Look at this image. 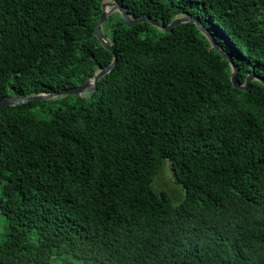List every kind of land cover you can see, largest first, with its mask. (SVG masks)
Here are the masks:
<instances>
[{
	"label": "trees",
	"instance_id": "obj_1",
	"mask_svg": "<svg viewBox=\"0 0 264 264\" xmlns=\"http://www.w3.org/2000/svg\"><path fill=\"white\" fill-rule=\"evenodd\" d=\"M106 1L205 30L113 10L94 91L0 106V264H264V0H0V98L108 66Z\"/></svg>",
	"mask_w": 264,
	"mask_h": 264
},
{
	"label": "water",
	"instance_id": "obj_2",
	"mask_svg": "<svg viewBox=\"0 0 264 264\" xmlns=\"http://www.w3.org/2000/svg\"><path fill=\"white\" fill-rule=\"evenodd\" d=\"M116 9H118L123 14V16L125 18V22L129 26H131L135 22L149 21V22H151L157 26H160L161 28H163L166 31H170L175 24L180 23V22H184L187 20H194L195 22H197L198 25L200 24L198 19H196L192 16L179 17L167 25L165 24V22L163 20L153 19L150 16H142V17L134 19V18H131L128 15L125 8L120 6L118 3L105 2L103 4V10H102L101 16L96 23V34H97L99 40L101 41L102 45L105 46L107 49L111 50L114 54V60L108 66L101 69L93 77H90L89 79H87L86 81H84L82 84H80L78 86H73L71 88L58 90V91H52V92H48V93H40V94H36V95H31V96H5L3 98H0V106L15 105V104H19V103L28 102L30 100L47 99V98L52 97L53 95H58V94H81L83 92L94 91L96 88V84H97L99 77H101L102 75L109 72L115 66V64L117 62V54L114 51V47L104 38L102 31H101V24L105 20L106 16L111 11L116 10ZM199 26L202 30H205L204 27H201V25H199ZM215 46L217 47V44H215ZM236 73H237V68L234 66V70L232 73V81H233L234 85L239 87V88L246 89L248 87L249 81L252 78H254V76L252 74L248 75L247 79H246V83L244 85H242V84L237 82ZM257 78H259V77H257ZM259 79H261V78H259ZM261 81L264 82V79H261Z\"/></svg>",
	"mask_w": 264,
	"mask_h": 264
},
{
	"label": "rangeland",
	"instance_id": "obj_3",
	"mask_svg": "<svg viewBox=\"0 0 264 264\" xmlns=\"http://www.w3.org/2000/svg\"><path fill=\"white\" fill-rule=\"evenodd\" d=\"M106 2H110V1H106ZM61 95H66V94L53 95L50 98ZM61 98L62 97H57V100ZM169 163L170 162L168 159H165L163 161L159 174L157 175L154 181V186L158 190H164L171 197V199L177 203L185 197L186 190L183 184L175 179L173 172L171 171V168L169 166ZM3 224H4V217L3 215L0 214L1 229H3Z\"/></svg>",
	"mask_w": 264,
	"mask_h": 264
}]
</instances>
